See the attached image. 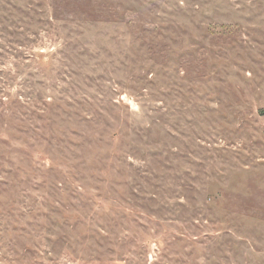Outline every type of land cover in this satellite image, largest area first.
Segmentation results:
<instances>
[{"label":"rangeland","instance_id":"1","mask_svg":"<svg viewBox=\"0 0 264 264\" xmlns=\"http://www.w3.org/2000/svg\"><path fill=\"white\" fill-rule=\"evenodd\" d=\"M0 264H264V0H0Z\"/></svg>","mask_w":264,"mask_h":264}]
</instances>
